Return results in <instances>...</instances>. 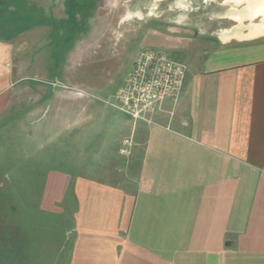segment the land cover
Wrapping results in <instances>:
<instances>
[{
  "label": "crops",
  "instance_id": "0c3cea01",
  "mask_svg": "<svg viewBox=\"0 0 264 264\" xmlns=\"http://www.w3.org/2000/svg\"><path fill=\"white\" fill-rule=\"evenodd\" d=\"M65 12L24 29L22 20L0 22V138L4 149L25 146L19 169L29 188L16 196L12 224L0 226V264H264V34L128 30L131 60L145 46L188 65L179 98L134 124L111 104L133 62L111 88L120 63L105 75L102 61L118 44L88 41L90 13ZM47 26V42L23 43ZM38 85L45 91L32 98ZM104 120L109 142L85 144L89 132L101 138ZM132 134V184L100 165H71L73 141L82 154L108 155Z\"/></svg>",
  "mask_w": 264,
  "mask_h": 264
},
{
  "label": "rangeland",
  "instance_id": "374dc122",
  "mask_svg": "<svg viewBox=\"0 0 264 264\" xmlns=\"http://www.w3.org/2000/svg\"><path fill=\"white\" fill-rule=\"evenodd\" d=\"M65 1L66 0H0V19H3L5 22L9 21V19L12 18V15L6 13L9 10H14L18 14L21 11L32 12L37 18H46L51 15L59 19L65 18L67 16L65 12ZM92 1L94 2L93 8H91L92 10L89 11L90 14L87 16V40L93 42L94 39L101 36L103 42L108 40L118 44L115 46V54H117V56L113 57L111 59L112 61H109V58L105 59L106 61H104V59L102 61V69L105 75L111 67L114 68L117 61L120 63L118 70L113 75V82L110 85L111 88H115V86L121 82L124 75L131 68L134 60H131L130 57L132 53H134L136 44L131 43L126 45V43L122 42V39L125 37L128 30H139L142 28V24H149L154 30H165L174 34L219 36L225 31L237 33L238 31L251 28L256 24L264 23V15L262 13L251 16L252 10L254 9L253 0ZM81 15L83 17V12ZM81 15L79 17L80 19ZM47 30L52 31V27H43V35L32 37L25 36L23 43L47 42ZM54 43L57 42L54 41ZM23 53L28 54L29 52L26 51ZM119 54H121L122 59L119 57ZM27 60L23 58V64L29 65V61ZM85 61L89 62L90 59L86 58ZM56 62L59 63L60 61L53 60L50 64L53 70L50 74L51 78L56 77V71L58 70ZM34 65L38 67V69H41L44 67L45 62L41 63V61L37 60ZM25 82L29 83V81ZM37 88L38 91L32 92V98L36 95L40 97L45 91L44 85H38ZM21 97L23 101H28L31 97V92L27 86L23 85ZM107 111L108 109H106V112ZM113 112L118 116H124L123 113L117 110ZM107 113H109V111ZM96 125H98V123H95V126ZM100 125L103 128L101 129L103 132L101 138H99V134L95 136L94 133L89 132L86 140H82L85 144L102 146L104 145L103 142H109V137L111 135L109 128L111 126L110 123L104 120L102 124L99 123V126ZM12 134V130L7 133L8 136H12ZM124 139H122L118 145V151L115 150L108 155L97 154L88 148H86L87 153L82 154L79 149H76V147L79 146V142L77 140L73 141L71 147L72 150L75 149L76 154L70 155L71 165L74 164V167H76L75 165L78 163L77 165L83 168H93V166L100 165L103 174L108 178H112L111 175H119L123 179L129 180L132 184L135 178V172L132 171L133 169H131L127 161L129 157L131 158L132 154H125L120 151ZM2 141L3 139L0 138V223H2L0 226L5 224V222L12 224L14 217L22 209L16 202V196L24 194L25 191L27 194L29 193V188L24 187L27 178L26 172L19 169V166L24 163L21 157H23L22 152L25 146L22 145V147L18 149L13 147L4 149L2 147ZM44 142L43 139L38 140V147L40 148L43 146ZM138 146L139 143L136 140V136L133 135L131 151ZM65 167H67V165ZM87 172L89 174L97 173L92 169H86L85 172L81 173L85 174ZM88 173L87 175H89ZM39 189L41 188H38V192ZM34 190L35 189L32 188V196L35 194Z\"/></svg>",
  "mask_w": 264,
  "mask_h": 264
},
{
  "label": "built area",
  "instance_id": "2783aa9c",
  "mask_svg": "<svg viewBox=\"0 0 264 264\" xmlns=\"http://www.w3.org/2000/svg\"><path fill=\"white\" fill-rule=\"evenodd\" d=\"M188 65L164 51L143 47L111 104L129 116L133 123L151 122L150 114L162 109L167 99L177 100L183 90ZM133 134L123 140L120 151L131 153Z\"/></svg>",
  "mask_w": 264,
  "mask_h": 264
},
{
  "label": "trees",
  "instance_id": "16d2710c",
  "mask_svg": "<svg viewBox=\"0 0 264 264\" xmlns=\"http://www.w3.org/2000/svg\"><path fill=\"white\" fill-rule=\"evenodd\" d=\"M93 4L94 2L92 0H66V8L68 11L73 12V17H75L76 13L78 12H83V15L86 17L91 8H93ZM6 13L12 15V18L6 22L7 25L13 23V20L16 21L15 24L22 20L23 29L26 27V25H29V21L37 18L34 13L28 11H21L18 14L14 10H9ZM1 21L4 22L3 19H0V22Z\"/></svg>",
  "mask_w": 264,
  "mask_h": 264
},
{
  "label": "bare ground",
  "instance_id": "6f19581e",
  "mask_svg": "<svg viewBox=\"0 0 264 264\" xmlns=\"http://www.w3.org/2000/svg\"><path fill=\"white\" fill-rule=\"evenodd\" d=\"M234 1H239V0H234ZM253 2H254V9L252 10L251 16H255L258 13H262L264 15V0H253ZM248 33L249 36L264 34V23H259L252 26L250 28V32Z\"/></svg>",
  "mask_w": 264,
  "mask_h": 264
}]
</instances>
